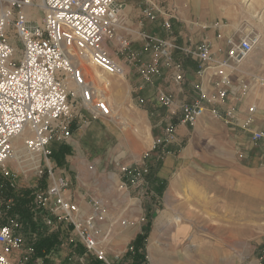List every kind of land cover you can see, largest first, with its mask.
<instances>
[{"label": "built area", "instance_id": "obj_1", "mask_svg": "<svg viewBox=\"0 0 264 264\" xmlns=\"http://www.w3.org/2000/svg\"><path fill=\"white\" fill-rule=\"evenodd\" d=\"M148 3L143 15L149 20L160 15L163 28L169 31L171 16L168 11ZM33 8L42 12L40 17L32 15ZM123 8L119 0H0V175L8 180V176L22 173L29 165L38 179H46L47 185L45 190L36 188L32 192L36 210L33 215H44L34 232H27L23 222L15 219L1 223L3 207L0 200V264H19L11 259V254L22 250L27 234L37 239L41 227L53 228L61 223L71 226L77 241L96 260L113 264L95 244V209L84 218L78 216L76 205L63 194L68 181L56 176L50 157L53 153L51 143L65 141L71 135L73 105L77 99L78 105L91 117L111 115L109 103L95 93V83L82 65L87 60L107 75L120 73L122 66L112 58L106 42L113 38L120 25ZM141 37L143 50L151 55L150 63L139 69L143 78L156 74L159 59H164L172 68L173 80L182 84L185 81L184 62L191 59L195 63V73L212 82L215 101L227 96L225 86L230 83L229 70L238 67L259 40L257 35L234 31L224 38L225 56L216 59L211 43L206 40L181 45L169 37L145 33H141ZM114 46L121 52L127 50V63L132 59L127 37L120 36ZM255 80L264 87V78ZM248 85L241 84L243 88ZM201 94L204 96L205 93ZM155 98L169 114L161 135L164 140L174 136L179 123L193 124L206 111L199 100L173 105L169 95L159 93ZM139 102L143 103V100L139 99ZM209 112L219 119H233L230 110L220 112L214 107ZM254 112L252 105L248 108L244 128L251 130ZM263 135L261 131H251L254 142ZM16 138H21L27 157L14 158L13 141ZM13 160L20 167L18 171L11 166ZM141 168L140 174L146 172L144 164ZM127 169V166L122 168L123 171ZM32 244L23 253L21 264L30 263L29 256L34 255Z\"/></svg>", "mask_w": 264, "mask_h": 264}, {"label": "rangeland", "instance_id": "obj_2", "mask_svg": "<svg viewBox=\"0 0 264 264\" xmlns=\"http://www.w3.org/2000/svg\"><path fill=\"white\" fill-rule=\"evenodd\" d=\"M140 1L141 5L145 4V7L149 4L148 1H150L160 9L165 8L168 11V14L171 16V26L168 33L173 30L174 25L172 21H175V17L182 20L178 22V27L186 33L187 42L181 45L190 43L188 38H197V34L209 30L207 26H215V28L227 26L228 28H235V31H241V33L245 35H257L259 40L256 47L242 62H245L247 65L245 67L246 69L235 67L232 68L233 70L230 69L228 73H236L237 76L241 74L236 90L238 93L264 90L259 88L260 86L257 83L258 80H255L259 77L264 78V58L261 59L257 54L260 48L261 35L264 34V0H245L235 5L234 8L226 4L225 1H220L218 3V0H214L210 8L207 4L204 5L203 2L193 3L188 0ZM250 1H253V5L248 8ZM31 12L34 17H40L42 14V12L36 8H33ZM231 12L236 14L235 20L230 18L233 16ZM141 20L144 22L148 20V18L144 16V19ZM119 27L120 25L116 27L113 38L110 39L114 45H116L118 38L123 35V30ZM127 28L130 36L131 33L134 32V26ZM161 34V31H156L155 35H150L160 37ZM10 37V40H12L11 34ZM197 42L200 41L198 40ZM109 49L112 58L116 61L117 57L124 58L127 53L126 49L122 52L118 51L117 47ZM212 52L216 59L223 58L218 57V54L222 53L221 51L218 52V50L212 48ZM83 65L89 77L94 81L97 89L99 87H105L106 96L103 98L105 100L107 98L106 101L111 107V117L112 120H114L119 113L118 110L120 107L117 111L112 109V104L110 102L112 79H110L109 85L107 86L104 81L100 84V80L96 78V73L97 75H104V73L91 66L90 63H83ZM252 74L254 77H252ZM118 75L119 74L109 76L113 78ZM242 82L249 83L247 88L241 86ZM230 84H232V82L225 86L227 94L230 92ZM75 106H78V99L75 101L73 109ZM216 109L220 112L226 111L219 108ZM111 117L109 116L107 118L111 119ZM92 118L96 119L97 117ZM117 121L122 122L120 119H117ZM168 121L169 115H167V122ZM193 124L183 125L192 126ZM178 125L181 124L179 123ZM245 129L250 133L252 131L247 128ZM261 132L264 134V131ZM161 135L162 133L159 135L158 133H154V148L162 143H170L175 138V133L170 140H164ZM158 139H160L161 142L158 143ZM132 145L133 144H130V147H132ZM13 146L14 148L17 146V149L22 151V155L24 154L23 156L27 157V154H25L23 150L21 138L15 139ZM109 147L118 148L108 143L102 149L105 151ZM124 147L126 146L124 145ZM257 153H260L258 148L248 151L244 149V147H241L226 151V153L222 154V157L219 156V160L213 161L209 157L203 158L199 160L201 163L200 165L204 166L210 172H206L202 169L194 170V168L184 170L183 173H186L185 179H187L188 183L183 186H164L163 192H161L157 186H152L150 181L147 180L150 174V167L144 163H138L140 162L139 160L142 162L145 160L146 162L147 157L150 156L148 150L141 151L135 157V162H131L130 158L124 157L115 160L112 159L111 162L104 161L102 164L95 165L97 170L94 180L101 183H110L111 193L117 195L121 199H126L127 203L124 205L119 203L114 210L124 211L127 208L132 209L135 204L142 205L145 208L140 217L122 216L110 218L108 217L107 206L104 205L100 199L93 198L91 200L93 209H95L93 236L97 249L103 252L107 261H111L106 252V242L116 236L126 235L128 237V235H131L135 228L138 227V223L141 222V233H144L146 230L147 234L143 241L144 250L142 251L145 254L146 264H234L233 261H230V259L234 258L235 264H253V260L258 252L255 247L258 242H264V156L258 162V166H255L253 160H255L254 158ZM52 156L53 153L50 160H52ZM10 163L13 169L17 168L16 170H19L20 167L16 161L13 160ZM210 163L213 165H210ZM92 164L91 162L88 167L92 166ZM143 164L144 167H146V172L140 174ZM124 166L128 167L127 171L122 170ZM227 168H235L233 169L234 174H227ZM139 174L140 176L138 177ZM113 175L115 176V180H112ZM7 178L17 191L29 189L31 191V196L34 189L45 190L47 187L45 183L46 179L44 177L38 179L35 170L29 165L23 168L22 173L8 176ZM96 185H98V183H96ZM100 188H102V185ZM176 192L178 194V199L180 198L181 201L172 202L171 205H167V202H169L168 196H175ZM163 193L165 194V205L161 197ZM138 199L141 201L140 203L137 202ZM147 204L149 207H147ZM76 207L79 213L80 207L78 205H76ZM92 211L88 212L85 216ZM34 212H36V210L33 208L32 213ZM43 216V213L33 215L36 228L40 227V221ZM106 219L108 220V224L110 223L109 227L110 230L112 229V232L109 235H102L100 234L98 224ZM176 219H178V221H175ZM34 225H31L28 219L23 221V228L27 232H30ZM50 229L52 228L41 227V234L39 236L53 232L49 231ZM35 239L32 238L30 234L25 236V243L22 247L23 252L22 250L19 251L21 252L19 253L20 257L16 262L21 264L23 253L28 250L29 244ZM133 243L134 241L131 240L124 245L123 251L129 257L134 253L132 251ZM77 244L84 248L79 241ZM84 250L86 252L85 248ZM151 252L156 257H159V262H152ZM260 252L262 259H259V263H255L254 261V264H263L264 247H262ZM86 254L95 257L89 252H86ZM29 257V264H48L42 260L44 258L35 257L33 254H30Z\"/></svg>", "mask_w": 264, "mask_h": 264}, {"label": "crops", "instance_id": "obj_3", "mask_svg": "<svg viewBox=\"0 0 264 264\" xmlns=\"http://www.w3.org/2000/svg\"><path fill=\"white\" fill-rule=\"evenodd\" d=\"M119 1L124 5L119 28L123 30V35H121L129 39L130 51L133 54L128 63L125 57L116 58L125 71L123 77L115 79V83L113 80L110 87V102L113 110L117 111L120 107L119 113L114 120L103 119V121L101 117L92 118L79 105L75 106L71 135L65 141L51 143L53 150L51 161L55 166V174L65 177L68 181L69 186L63 191V194L65 198L80 207L79 217H84L88 212L94 210L91 202L93 198L100 199L107 206L110 218L140 217L143 214L145 208L138 204H135L132 209L127 208L124 211L114 210L119 203L124 205L127 202L125 198L121 199L111 193L110 183L94 180L97 170L95 165L102 164L104 161L111 162L112 159L126 157L130 158L131 162H135V157L141 151L148 150L150 156L147 157L146 162L139 160L138 163H144L150 167L147 180L152 186H157L163 192L164 186H183L188 183L185 179L186 173H183L184 170L194 168V170L202 169L210 172L200 165L199 160L203 158L209 157L215 161L219 160V156L222 157L226 151L234 150V148L244 147L248 151L258 148L260 153H257L253 160L254 165L258 166V162L264 156V138L254 142L251 133L243 127L248 115L247 109L250 105H254L256 111L253 114L251 130L264 131V90L238 93L236 90L241 74L237 76L236 73H228L230 82H232L229 85L230 92L224 99L215 101L216 94L212 82L195 73V63L191 59H186L184 62L185 81L182 84L173 80L172 68L165 63L164 59H159V70L156 74L150 75L148 79L143 78L139 69L150 63L151 55L143 50L144 41L141 33L155 35L156 31H161L160 37H169L176 43L184 44L187 42L186 33L178 27V22L182 20L175 17V21H172L173 30L168 33L162 26L160 15L155 20L148 19L144 22L141 20L144 19L145 4L141 5L140 0ZM230 18L235 20L234 16ZM130 26H134V32L129 36L127 27ZM207 27L209 30L197 34V38H188L189 42L206 40L211 43L212 48L222 52L218 54V57H224V38L233 34L235 28ZM106 45L111 49L115 47L111 41H107ZM257 54L261 59L264 58V34L261 35ZM246 66L244 62L238 68L246 69ZM259 88L264 89V87ZM201 92L205 93L204 96H201ZM159 93L169 95L173 105L199 100L206 111L192 126L178 125L172 142L162 143L154 148V133H158V135L162 133L167 122V115H169L168 111L156 101L155 96ZM139 99H142L143 103H140ZM214 107L230 110L233 119L226 121L212 116L209 110ZM117 119L122 122H118ZM108 143L118 148L109 147L104 151L102 148ZM130 144L134 146L130 147ZM90 161L93 164L88 167ZM210 165L213 164L210 163ZM233 169L227 168V174L233 175ZM112 180H115L114 175ZM101 185L102 188H100ZM175 196H168L167 205L181 201L180 198L178 199L177 192ZM161 197L165 205V194L163 193ZM138 200L137 202L140 203L141 201ZM147 207H149L148 204ZM98 226L102 235H109L112 232L107 219L100 222ZM50 230L58 231L60 243L42 259L46 263L89 264L94 260L93 256H88L84 248L77 244L76 233L70 225L61 223ZM138 234H141V222L128 237L126 235L116 236L106 242V252L113 264H136L135 255L129 257L123 250L124 245L131 240L134 241ZM263 245L262 241L257 243L255 248L258 252L253 264L254 261L259 263V259H262L260 251L264 247ZM19 253L21 252L14 251L11 254V259L16 261L20 257ZM234 259H230V261L235 264Z\"/></svg>", "mask_w": 264, "mask_h": 264}, {"label": "trees", "instance_id": "obj_4", "mask_svg": "<svg viewBox=\"0 0 264 264\" xmlns=\"http://www.w3.org/2000/svg\"><path fill=\"white\" fill-rule=\"evenodd\" d=\"M44 184V182H43ZM0 200L3 207V215L1 223H6L9 219H15L23 222L25 219L29 220L31 225H34L32 209L35 204L32 200L31 191L29 189H21L17 191L8 180L0 175ZM38 210V208H37ZM31 231L34 232L38 228L32 226ZM146 230L144 233L138 234L133 243V255H135L136 264H146L144 250V239L146 237ZM60 243L58 231L38 236L33 241V250L35 257L45 258V256ZM89 264H103L102 262L94 260Z\"/></svg>", "mask_w": 264, "mask_h": 264}, {"label": "bare ground", "instance_id": "obj_5", "mask_svg": "<svg viewBox=\"0 0 264 264\" xmlns=\"http://www.w3.org/2000/svg\"><path fill=\"white\" fill-rule=\"evenodd\" d=\"M189 2H198V3H201V2H203V4L205 5V4H207L208 5V7L210 8L211 7V3L214 1V0H193V1H191V0H188ZM220 1H225V3L226 4H228V5H230V6H233V8H234V6L235 5H237V4H239L240 2H244L245 0H218V3L220 2ZM259 2V1H258ZM256 3V2H255ZM253 5V1H250L249 2V4H248V8H250L251 6ZM256 12V11H255ZM232 15L234 16V17H236V14L234 13V12H232ZM252 16H254V15H252ZM86 62L87 63H90V62H88L87 60H86ZM90 65L91 66H93L91 63H90ZM83 66V68H84V65H82ZM93 67H95V66H93ZM96 68V67H95ZM124 71L125 70H123V68H122V70L120 71V73H119V75L118 76H114L113 77V79L112 78H110V76L109 75H107L106 73H104V75L102 74H98L97 75V73H96V78H98L99 80H100V84L102 83V81H104V82H106V85H109V81H110V79H112V83H113V80H114V83H115V79H117L118 77L119 78H121V77H123V75H124ZM102 72V71H101ZM103 73V72H102ZM95 93L97 94V95H99V96H101L102 98L104 97L105 98V96H106V91H105V87L104 88H102V87H99L98 89H97V87H96V85H95ZM106 100H107V98H106ZM114 116V115H113ZM110 117H111V115H110ZM98 118V117H97ZM100 118V117H99ZM101 119L103 120V119H105V120H107L108 118H104V117H101ZM108 120H112V117H111V119H108ZM104 121V120H103ZM105 123H106V121H105ZM93 132V131H92ZM94 134V133H93ZM146 134H147V132H146ZM148 135V134H147ZM146 135V136H147ZM149 137V136H148ZM16 139H19V138H16ZM150 140V139H149ZM18 141V140H17ZM14 142V141H13ZM18 147L17 146H15V148H14V154H15V156H14V158H16V159H18L19 157H23V155H22V151H20L19 149H17ZM23 150H24V152H25V149H24V147H23ZM25 154H26V152H25ZM151 260H152V262H156V261H158V257H156L152 252H151ZM158 263V262H157Z\"/></svg>", "mask_w": 264, "mask_h": 264}]
</instances>
